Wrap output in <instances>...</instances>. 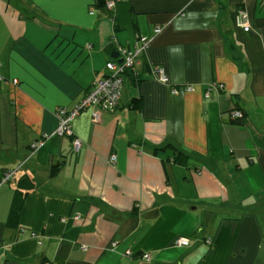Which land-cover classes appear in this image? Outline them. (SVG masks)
<instances>
[{
	"label": "crops",
	"instance_id": "0c3cea01",
	"mask_svg": "<svg viewBox=\"0 0 264 264\" xmlns=\"http://www.w3.org/2000/svg\"><path fill=\"white\" fill-rule=\"evenodd\" d=\"M139 36L119 107L73 121L77 151L56 110ZM0 264H264L262 0H0Z\"/></svg>",
	"mask_w": 264,
	"mask_h": 264
},
{
	"label": "built area",
	"instance_id": "2783aa9c",
	"mask_svg": "<svg viewBox=\"0 0 264 264\" xmlns=\"http://www.w3.org/2000/svg\"><path fill=\"white\" fill-rule=\"evenodd\" d=\"M118 0H107L106 7L112 10ZM264 3V0H262ZM237 25L243 27L246 31L250 30L249 17L247 12L244 9H239L237 13ZM162 31V27H157L155 29V34H159ZM153 39L151 37L139 36L137 38L136 43L132 47L120 48V56L123 59L122 62H119V58H115L110 60L107 63L108 73L104 75L102 78L97 79L91 90L86 94L84 98H82L78 103L74 105L71 109H68L65 106L59 107L56 110V115L58 117V127L55 131V134L64 136L68 135L73 137V145L75 149L78 151L82 146L81 139L75 137L72 123L75 118L82 112L88 109L93 110V119L94 121H99L101 119V115L106 111H113L119 107L120 98H121V90L124 82V73L128 69H135L136 64L139 63L140 56L142 53L149 47L151 41ZM151 71L154 77L162 83L170 84V77L166 71V69L161 65H154L151 67ZM218 88V85H211L205 96L211 97V91L213 88ZM195 90V87L192 85L186 86H173L171 88V93L174 95L179 94L181 91L184 92H192ZM232 116L239 119L243 117V112L240 109H235L232 112ZM50 135L45 134L44 139L49 137ZM42 140L35 141L32 143L31 147L33 150H37L41 144ZM117 160V155H112L110 161L115 162ZM18 169H7L4 173L3 182L10 181L13 176L16 174ZM77 218H81L79 214ZM176 244L180 246H188L190 244V239L186 236H180L175 240ZM207 242H212V237L207 238ZM86 248V247H83ZM127 254H132L131 251H128ZM145 260H151L152 256L149 253H145L143 255Z\"/></svg>",
	"mask_w": 264,
	"mask_h": 264
},
{
	"label": "trees",
	"instance_id": "16d2710c",
	"mask_svg": "<svg viewBox=\"0 0 264 264\" xmlns=\"http://www.w3.org/2000/svg\"><path fill=\"white\" fill-rule=\"evenodd\" d=\"M106 2H107V0H99V4H106ZM139 101L138 100H133V106H137V103H138ZM243 112V111H242ZM243 116H244V113H243ZM239 119H242V118H239ZM239 119H238V121H239ZM187 159V156L185 155V154H183L181 151L180 152H177V155H175V157H174V160L175 161H179V162H183V161H185ZM60 169V164H55V165H53L52 166V168H51V171L53 172V173H55V172H57L58 170ZM189 239H190V237H188ZM208 238V237H207ZM207 238H205V241L207 242ZM190 241H191V239H190ZM208 243V242H207Z\"/></svg>",
	"mask_w": 264,
	"mask_h": 264
},
{
	"label": "water",
	"instance_id": "95a60500",
	"mask_svg": "<svg viewBox=\"0 0 264 264\" xmlns=\"http://www.w3.org/2000/svg\"><path fill=\"white\" fill-rule=\"evenodd\" d=\"M120 54H121V53H120L119 51H116V52H114L112 55H113L114 57H119ZM118 61H119V62H122L123 59L120 57V58L118 59Z\"/></svg>",
	"mask_w": 264,
	"mask_h": 264
}]
</instances>
